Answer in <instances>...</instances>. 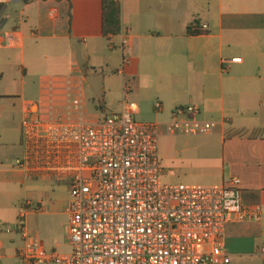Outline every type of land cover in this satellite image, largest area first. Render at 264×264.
<instances>
[{
	"label": "crops",
	"instance_id": "0c3cea01",
	"mask_svg": "<svg viewBox=\"0 0 264 264\" xmlns=\"http://www.w3.org/2000/svg\"><path fill=\"white\" fill-rule=\"evenodd\" d=\"M104 1L10 0L1 6L0 151L11 139L5 102L26 94L32 99L18 107L23 121L35 108L42 116L52 109L62 114L69 92L82 94L90 116L120 112L126 85L143 123H167L177 108L197 106L199 118L218 128L212 136L192 137L185 160L194 158L199 167L183 164L179 179L213 186L239 178L244 204L261 206L263 219L229 225L225 250L231 264H264V0H114L121 6V33L108 37ZM197 26L207 30L191 34ZM236 58L242 62H230ZM87 66L101 70V100L92 94ZM30 181L13 163L0 161V184ZM3 196L0 264H19L22 238L4 229L21 215L48 251L71 253L70 194L62 203L34 205L40 213L4 205Z\"/></svg>",
	"mask_w": 264,
	"mask_h": 264
},
{
	"label": "built area",
	"instance_id": "2783aa9c",
	"mask_svg": "<svg viewBox=\"0 0 264 264\" xmlns=\"http://www.w3.org/2000/svg\"><path fill=\"white\" fill-rule=\"evenodd\" d=\"M8 2L0 0V7ZM8 40L13 44L12 36ZM131 91L126 85L121 111L110 115L97 110L90 116L82 94L70 92L62 114L27 112L24 153L13 169L69 188L72 251H48L21 215L4 229L22 238L19 264H231L228 226L262 221L261 206L244 204L239 178L213 186L164 184L160 138L212 136L218 123L201 120L197 106L177 108L167 123L137 121ZM34 205L23 208L42 212Z\"/></svg>",
	"mask_w": 264,
	"mask_h": 264
},
{
	"label": "rangeland",
	"instance_id": "374dc122",
	"mask_svg": "<svg viewBox=\"0 0 264 264\" xmlns=\"http://www.w3.org/2000/svg\"><path fill=\"white\" fill-rule=\"evenodd\" d=\"M87 76L93 87L92 94L96 100H101V70L91 69L87 66ZM31 100L32 96L26 94L24 98H18L14 102H5L9 106V123L11 129V139L9 143L1 147L0 161L5 165L14 164L16 159L23 156L24 153V138L22 130L23 116L20 113V107L23 100ZM19 107V108H18ZM89 108H91L89 106ZM36 108L34 112H36ZM137 121H145L142 118L136 117ZM167 120V119H166ZM164 122L163 119H151L146 123ZM14 134V136L12 135ZM194 138V137H193ZM192 136H169L162 137L159 140V154L164 166V174L162 182L166 185L187 184L180 181L181 176L179 169L185 164L192 167L193 171L198 169L199 163L194 158L193 160H185L190 158L188 144L193 139ZM178 171V172H177ZM188 185H206L204 181L195 180L194 183ZM0 194L4 195V205H24L26 202H32L37 205L39 202L53 201L54 203H62L69 199V188L64 184H56L54 182H40L36 179H31L25 185L3 183L0 184Z\"/></svg>",
	"mask_w": 264,
	"mask_h": 264
},
{
	"label": "trees",
	"instance_id": "16d2710c",
	"mask_svg": "<svg viewBox=\"0 0 264 264\" xmlns=\"http://www.w3.org/2000/svg\"><path fill=\"white\" fill-rule=\"evenodd\" d=\"M27 1V0H23ZM1 11V7H0ZM199 29L200 27L197 26ZM198 29H194L191 34L200 35L203 34ZM121 33V6L118 2L114 0H105L103 8V35L108 36H117Z\"/></svg>",
	"mask_w": 264,
	"mask_h": 264
},
{
	"label": "water",
	"instance_id": "95a60500",
	"mask_svg": "<svg viewBox=\"0 0 264 264\" xmlns=\"http://www.w3.org/2000/svg\"><path fill=\"white\" fill-rule=\"evenodd\" d=\"M2 15H3V12L0 14V18H1Z\"/></svg>",
	"mask_w": 264,
	"mask_h": 264
}]
</instances>
